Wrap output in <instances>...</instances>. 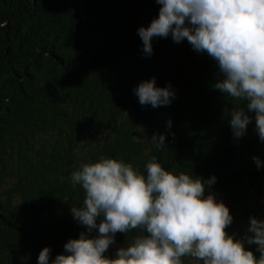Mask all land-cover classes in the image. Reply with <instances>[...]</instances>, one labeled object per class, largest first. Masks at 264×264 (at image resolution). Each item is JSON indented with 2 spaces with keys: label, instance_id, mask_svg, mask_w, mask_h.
I'll return each instance as SVG.
<instances>
[{
  "label": "trees",
  "instance_id": "1",
  "mask_svg": "<svg viewBox=\"0 0 264 264\" xmlns=\"http://www.w3.org/2000/svg\"><path fill=\"white\" fill-rule=\"evenodd\" d=\"M159 8L155 0H0V264H38L44 247L51 264L86 231L71 214L85 193L70 177L102 156L145 175L155 157L174 174L215 176L205 196L223 201L233 217L227 231L259 257L245 240L249 218L264 220L255 113L234 138L230 112L243 102L213 88L216 61L171 35L154 37L152 54L143 52L138 29ZM153 77L175 91L170 105L142 106L134 95ZM154 133L165 135V146L156 147ZM137 234L117 233L105 255Z\"/></svg>",
  "mask_w": 264,
  "mask_h": 264
},
{
  "label": "clouds",
  "instance_id": "2",
  "mask_svg": "<svg viewBox=\"0 0 264 264\" xmlns=\"http://www.w3.org/2000/svg\"><path fill=\"white\" fill-rule=\"evenodd\" d=\"M159 14L138 35L143 52L152 54V39L187 40L207 53L218 66L220 79L214 89L233 101H242L230 112L234 138H241L255 113V128L264 141V0H155ZM139 103L153 108L168 106L175 98L171 85L160 88L155 78L133 89ZM246 104V107H242ZM171 127V121L168 122ZM164 134H153L157 148L165 146ZM257 167L258 157H253ZM146 175L130 163L100 157L84 163L71 174L73 186L85 193L82 206H72L73 218L86 228L78 239L64 245V253L51 264H184L188 257L201 264H264V220L250 217L245 240L260 253L245 248L244 240L229 234L233 222L229 208L215 195L205 196L216 177L193 179L165 170L153 157ZM99 218V223L97 222ZM138 230L133 239L107 256L117 233ZM95 232V235H90ZM44 247L38 264H49Z\"/></svg>",
  "mask_w": 264,
  "mask_h": 264
},
{
  "label": "rangeland",
  "instance_id": "3",
  "mask_svg": "<svg viewBox=\"0 0 264 264\" xmlns=\"http://www.w3.org/2000/svg\"><path fill=\"white\" fill-rule=\"evenodd\" d=\"M193 264H201V262L194 261Z\"/></svg>",
  "mask_w": 264,
  "mask_h": 264
}]
</instances>
